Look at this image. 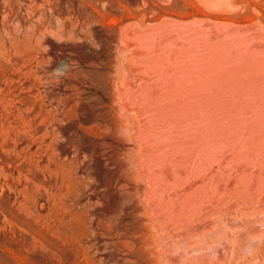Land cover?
<instances>
[{
  "label": "bare ground",
  "instance_id": "6f19581e",
  "mask_svg": "<svg viewBox=\"0 0 264 264\" xmlns=\"http://www.w3.org/2000/svg\"><path fill=\"white\" fill-rule=\"evenodd\" d=\"M82 1L93 11L56 16L62 35L97 52L84 54L78 74L66 70L71 206L78 188L94 189L87 198L103 207L111 246L138 253L151 248L146 237L163 239L162 264H190L181 256L188 244L233 209L260 235L253 222L264 209V14L246 16L237 0H192L198 9L184 14L178 0H159L160 8L116 23L112 0ZM124 2L141 11L140 1ZM204 252L201 264H215Z\"/></svg>",
  "mask_w": 264,
  "mask_h": 264
},
{
  "label": "rangeland",
  "instance_id": "374dc122",
  "mask_svg": "<svg viewBox=\"0 0 264 264\" xmlns=\"http://www.w3.org/2000/svg\"><path fill=\"white\" fill-rule=\"evenodd\" d=\"M122 1L123 6L115 0L109 5L113 7L116 23L129 12V16L138 19L154 3L161 7L159 0H138L141 11L132 10ZM178 2L183 8L181 13L198 9L192 0ZM237 4L245 5L241 7L246 16L252 11L264 14V0H237ZM84 11L93 10L82 0H0V264H162L161 252L167 248L163 239L146 237L151 248L138 253L111 246L104 233L103 207L87 198L90 193L94 195V189L81 194L78 188L72 206L68 199L65 180L70 167L69 157L65 155L68 145L65 92L70 85L66 70L70 67L78 74L86 65L84 54L95 57L97 52H89L86 44L67 39L57 29L61 26L58 22L71 12L79 15ZM149 16L158 18L153 12ZM53 54H57L56 59ZM59 67L62 69L56 70ZM74 165L79 166L76 175L80 176V160L74 158ZM70 206L73 211L67 210ZM257 216L253 226H257V230L259 226L263 228L258 231L260 235L253 233V236L248 233L240 210L233 209L229 217L226 212L220 214L211 230L188 244L185 254L181 255L184 256L182 261L201 264L197 254L203 255L202 251L211 249L204 254H210L215 264L218 261L219 264H264V218H261L264 209ZM113 226L120 227V223ZM111 254L117 258L111 256L109 260ZM211 256H215V261ZM188 259H193L194 263Z\"/></svg>",
  "mask_w": 264,
  "mask_h": 264
}]
</instances>
